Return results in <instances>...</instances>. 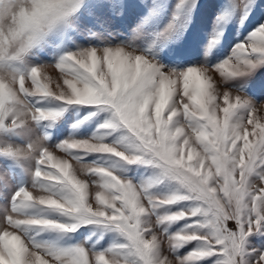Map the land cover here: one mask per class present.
I'll list each match as a JSON object with an SVG mask.
<instances>
[{
    "label": "snow or ice",
    "instance_id": "6c2138e0",
    "mask_svg": "<svg viewBox=\"0 0 264 264\" xmlns=\"http://www.w3.org/2000/svg\"><path fill=\"white\" fill-rule=\"evenodd\" d=\"M260 71L264 0H0V264H264Z\"/></svg>",
    "mask_w": 264,
    "mask_h": 264
},
{
    "label": "rangeland",
    "instance_id": "374dc122",
    "mask_svg": "<svg viewBox=\"0 0 264 264\" xmlns=\"http://www.w3.org/2000/svg\"><path fill=\"white\" fill-rule=\"evenodd\" d=\"M203 2L206 5H210L214 2L218 5H220V4L225 3L226 0H203ZM205 11L210 12L211 9L207 8V9H205ZM45 62H47V61H45ZM57 75H59L58 72H57ZM248 88H249L250 94L264 100V71L258 72L257 75L249 81Z\"/></svg>",
    "mask_w": 264,
    "mask_h": 264
},
{
    "label": "bare ground",
    "instance_id": "6f19581e",
    "mask_svg": "<svg viewBox=\"0 0 264 264\" xmlns=\"http://www.w3.org/2000/svg\"><path fill=\"white\" fill-rule=\"evenodd\" d=\"M51 74V73H50Z\"/></svg>",
    "mask_w": 264,
    "mask_h": 264
}]
</instances>
